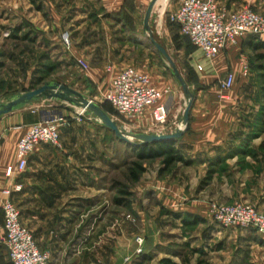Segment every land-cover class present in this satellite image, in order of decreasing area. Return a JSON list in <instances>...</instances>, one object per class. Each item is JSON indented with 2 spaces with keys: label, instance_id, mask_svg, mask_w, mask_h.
Returning <instances> with one entry per match:
<instances>
[{
  "label": "crops",
  "instance_id": "obj_1",
  "mask_svg": "<svg viewBox=\"0 0 264 264\" xmlns=\"http://www.w3.org/2000/svg\"><path fill=\"white\" fill-rule=\"evenodd\" d=\"M150 1L48 0L50 16L54 18L50 31H54V27L64 29L70 37L68 52L60 59H64L68 68H71L74 61L78 70L94 85L104 80L110 83L116 74L126 68H133L149 76L137 51L141 47L146 48L142 39L147 34L143 27L140 32L138 18L144 17ZM159 1L162 3L158 5ZM166 1H156L150 20L155 17L159 19L161 16L158 18L157 13L168 16L177 8L178 4H169L162 13ZM215 2L217 9L225 12H233L234 8L242 6L255 11L254 8L261 9L264 5V0ZM77 17H81L80 23L72 24ZM155 28L163 29V25L157 21ZM172 48L179 56L185 54L183 47L172 44ZM248 52L243 42L235 47L227 46L211 59H206L194 47L187 52V65L192 68L195 79L193 91L190 92L193 102L186 130L174 141L175 147L191 162L188 166H181V171L201 175L210 167L219 169L218 175L225 178L224 186L216 183L214 186L216 194H222V189L225 192L222 203H250L264 213V152L259 149L262 140L252 137L250 133L255 126L253 117L259 107L254 101L258 89L251 81V71L245 78L241 74L243 64L249 65L245 54ZM78 61L86 67L83 68ZM228 73L234 75V83L230 89L222 90L217 81ZM149 78L155 88L169 91L161 100L168 110L167 124L161 127L160 132L150 130L148 111L137 118V123H144L140 126L146 134L175 132L180 128L178 122L183 112L184 95L169 80L155 83ZM3 93L0 87V103L7 100L2 98ZM46 102L49 100L41 99L0 117V192L13 185L21 186L20 191L12 194L11 201L20 212L21 224L32 234L39 250L48 253L49 264H84L81 258L92 256V250H89V255L85 253L90 244L88 236L96 234V231L90 233L87 229L83 230L82 213L78 212L86 208L90 198L86 191L88 183L85 181V165L98 160V145L102 146L104 131L108 130L87 115L79 122L75 117L78 112L72 110L58 123L60 149L40 144L28 156L23 172L14 171L12 175H6L7 168L16 165V146L28 127L52 118V111L42 104ZM93 102L98 104L96 100ZM190 212L199 213L193 210ZM209 229L211 233L204 234V239L214 237L213 242L219 241L214 251H222L228 241L247 245L254 238L258 239L255 241L259 248L264 250V238L253 230L229 231L216 225ZM0 240L3 242L1 225ZM127 242L126 250L121 249L125 244H121L118 238L112 247H102L100 250L104 252L97 250L96 254L101 257L106 255L109 261L107 264H122L133 249V244ZM96 263L106 264L99 259L87 264Z\"/></svg>",
  "mask_w": 264,
  "mask_h": 264
},
{
  "label": "rangeland",
  "instance_id": "obj_2",
  "mask_svg": "<svg viewBox=\"0 0 264 264\" xmlns=\"http://www.w3.org/2000/svg\"><path fill=\"white\" fill-rule=\"evenodd\" d=\"M0 2V87L1 92H5L2 97L4 100L49 82L57 83L82 94L92 102L96 100L99 106L106 107L109 116L125 133H143L144 128L140 125L144 123H137L139 119L119 114L105 101L104 96L109 87L107 80L94 85L78 70L74 61L70 65L71 68H68L64 59H60L68 52V48L62 46L61 36L63 34L69 36V33L56 27L54 31H50L54 18L50 16L48 0H0ZM169 4H179V0H167L162 13ZM158 8L161 9V6ZM244 8L249 7L242 6L232 11L237 12ZM254 9L255 12H259L258 14L264 15V5L261 9ZM172 13L168 16L157 13L158 18L160 16L162 18L155 17L150 20L149 27L153 38L166 49L187 84L189 78L193 76L192 68H188L187 65V52L194 46L180 35L177 25L170 19ZM138 19L141 32L143 18ZM75 20L72 23L74 25L79 24L82 19L77 17ZM157 21L158 24L163 25V29L156 30ZM142 40L146 48L138 49V58L142 57L141 64H145L152 81L164 83L169 80L174 83L178 92H182L177 80L168 69L166 60L149 42L148 34ZM172 44L179 48L183 47L185 54L177 55ZM260 53H264V50ZM245 54L248 56V61H253L254 53L251 50ZM250 71L251 81L253 80L252 83L258 89L254 101L259 106L253 117L255 126L250 133L252 137L262 140L259 149L264 152V101L259 95L260 80L254 70ZM187 86L190 92L193 91L192 84ZM186 103L185 99L183 111ZM42 104L52 111L57 127L66 113L72 110L80 112V108L63 100L54 99ZM78 114L74 115L81 122L85 114L83 113V116ZM182 116L183 112L179 116L180 128L177 129L183 128ZM167 119L163 126L156 124L153 126L150 121V130L162 131L161 127L166 126ZM104 132L102 146L98 145L100 149L98 160L86 163L84 171L87 175L85 181L88 183L86 191L90 198L86 208L78 212L82 213L83 230L87 229L90 233L96 231V234L88 236L90 244L85 249V253L88 254L89 250H92V256L81 258L84 264L90 261L96 262L97 259L107 264L108 257L98 256L97 250L102 247H112L118 238L121 244H125L121 249L126 250L127 241L133 244L131 254L122 264H158L163 258H168L176 264H264V250L256 244L257 238L247 245H240L234 240L228 241L222 251H214L215 247L217 248L216 244L219 243L212 241L214 237L204 239V234L211 233L209 228H214L215 225L222 230H244L226 229L217 225L212 218L215 207L236 203L253 206L241 201L222 203L225 192L222 189V194H216L214 186L215 183L224 186L225 178L218 175L219 169L210 167L204 174L194 175L189 171H181V166L185 165L176 163L168 170L162 171L161 159L138 162L132 147L116 139L109 130ZM149 134L155 133L149 132ZM132 142L137 144L136 140ZM54 147L60 149V143L58 142ZM90 154L98 156L96 153ZM249 154L252 155L251 152ZM134 162L141 164L144 170L138 174L137 181H132L130 177V172H135ZM178 164L180 167H177ZM210 170L213 173L208 178ZM191 210L202 215L192 213ZM2 219L3 216L0 218L1 227ZM138 237L144 239L139 251L136 243ZM100 252L104 251L100 250ZM7 258V248L0 240V264H9Z\"/></svg>",
  "mask_w": 264,
  "mask_h": 264
},
{
  "label": "built area",
  "instance_id": "obj_3",
  "mask_svg": "<svg viewBox=\"0 0 264 264\" xmlns=\"http://www.w3.org/2000/svg\"><path fill=\"white\" fill-rule=\"evenodd\" d=\"M170 19L177 25L180 35L187 38L206 59L213 58L227 46H238L248 37L264 40V15L249 8L237 12L219 11L215 0H179ZM61 40L64 47L69 48V36L63 34ZM78 64L86 67L80 61ZM241 74L244 78L249 76L247 63L243 64ZM234 79L232 73L226 74L218 79L219 88L230 89ZM168 93L167 89L159 90L152 86L146 74L126 68L111 79L104 99L121 115L134 119L148 111L152 123L163 126L168 110L161 100ZM78 115L83 116V111ZM58 142L59 133L54 117L32 124L19 139L15 152L16 165L7 168L6 175L10 176L14 171L23 172L28 156L38 145L57 146ZM20 190V185H13L0 192L3 243L7 248L9 264H49L48 253L39 250L32 234L21 224L20 212L11 201L12 194ZM212 218L222 228L253 230L264 237V214L251 205H220L214 208ZM143 242V238H136L138 251Z\"/></svg>",
  "mask_w": 264,
  "mask_h": 264
},
{
  "label": "water",
  "instance_id": "obj_4",
  "mask_svg": "<svg viewBox=\"0 0 264 264\" xmlns=\"http://www.w3.org/2000/svg\"><path fill=\"white\" fill-rule=\"evenodd\" d=\"M157 0H151L148 4L144 17H143V30L144 33L148 34L149 40L157 50L159 54L166 60L168 64V69L170 70L172 76L177 80L184 98L187 103L185 109L183 111L182 116V127L181 129L175 130L173 133H162V134H127L121 128H119L116 122L106 113L104 112L99 105L88 100L82 94L57 83H46L39 88L29 90L24 93H19L7 99L5 102L0 103V117L6 114L13 112L19 108L30 105L34 102H37L41 99L45 100H63L68 102L69 104L82 109L83 113L87 116H90L93 120L99 122L104 128L109 130L116 139L128 143L134 144L133 140L137 141V144H149V143H157L168 140H177L180 138L188 125L189 122V111L193 102L192 94L189 91V88L186 84V81L180 74L179 70L175 66L174 62L170 58L166 49L161 46L152 36L149 27L150 16L152 13V9L154 8ZM53 119V117L51 118ZM131 138V140L128 137Z\"/></svg>",
  "mask_w": 264,
  "mask_h": 264
},
{
  "label": "trees",
  "instance_id": "obj_5",
  "mask_svg": "<svg viewBox=\"0 0 264 264\" xmlns=\"http://www.w3.org/2000/svg\"><path fill=\"white\" fill-rule=\"evenodd\" d=\"M185 38V37H183ZM188 42L189 40L185 38ZM244 46L251 50L254 53L253 61L249 60V68L250 70H254L257 74L258 79L260 80L259 87V95L261 99L264 101V53H260V51L264 50V41H260L255 37H248L247 39L242 41ZM190 43V42H189ZM191 44V43H190ZM187 84H194L195 79L194 76L189 78ZM101 109L109 115V110L103 105L100 106ZM115 137V136H114ZM126 145L132 147L135 158L138 162L153 160V159H161L162 171L168 170L172 165L176 163H180L182 165L188 166L190 165V161L186 160L184 156L180 153V151L175 147L174 140L162 141L157 143H149V144H128ZM135 168V172H130V177L132 181L138 180V174L142 173L144 170L141 164L137 162L133 163ZM209 177L212 175V171L209 172ZM158 264H176L172 262L168 258H163L159 261Z\"/></svg>",
  "mask_w": 264,
  "mask_h": 264
},
{
  "label": "bare ground",
  "instance_id": "obj_6",
  "mask_svg": "<svg viewBox=\"0 0 264 264\" xmlns=\"http://www.w3.org/2000/svg\"><path fill=\"white\" fill-rule=\"evenodd\" d=\"M162 3V1H159V3H158V5L159 4H161ZM163 5V4H162ZM82 109H79V111H81ZM79 113V112H78ZM128 137V136H127ZM130 140H131V138L130 137H128Z\"/></svg>",
  "mask_w": 264,
  "mask_h": 264
}]
</instances>
